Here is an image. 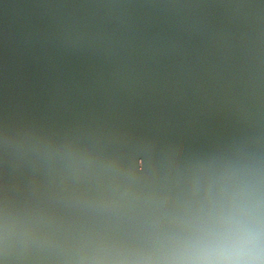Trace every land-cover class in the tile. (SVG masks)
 Here are the masks:
<instances>
[{
    "label": "water",
    "instance_id": "water-1",
    "mask_svg": "<svg viewBox=\"0 0 264 264\" xmlns=\"http://www.w3.org/2000/svg\"><path fill=\"white\" fill-rule=\"evenodd\" d=\"M0 264H264V0H0Z\"/></svg>",
    "mask_w": 264,
    "mask_h": 264
},
{
    "label": "snow or ice",
    "instance_id": "snow-or-ice-1",
    "mask_svg": "<svg viewBox=\"0 0 264 264\" xmlns=\"http://www.w3.org/2000/svg\"><path fill=\"white\" fill-rule=\"evenodd\" d=\"M234 252H235V250L227 248V247H222V248L210 250L211 255L217 256L219 258H227L229 256L234 255Z\"/></svg>",
    "mask_w": 264,
    "mask_h": 264
}]
</instances>
